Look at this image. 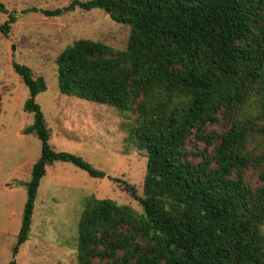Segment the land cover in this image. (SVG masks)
I'll list each match as a JSON object with an SVG mask.
<instances>
[{
    "label": "trees",
    "instance_id": "16d2710c",
    "mask_svg": "<svg viewBox=\"0 0 264 264\" xmlns=\"http://www.w3.org/2000/svg\"><path fill=\"white\" fill-rule=\"evenodd\" d=\"M74 7L100 8L129 33L123 49L87 38L63 47L54 58L57 88L131 115L126 139L145 152L141 195L123 182L139 211L85 199L76 264H264V151L254 145L264 134V0H71L42 11L56 16ZM0 12L7 13L0 24L6 34L14 16L1 3ZM11 68L28 90L22 109L32 121L23 132L39 140L14 255L28 237L46 165L104 173L49 147L34 101L44 81L24 64ZM191 139L202 148H186Z\"/></svg>",
    "mask_w": 264,
    "mask_h": 264
},
{
    "label": "rangeland",
    "instance_id": "374dc122",
    "mask_svg": "<svg viewBox=\"0 0 264 264\" xmlns=\"http://www.w3.org/2000/svg\"><path fill=\"white\" fill-rule=\"evenodd\" d=\"M71 0H0L14 16L6 34L0 32V264H76V228L86 198H109L139 211L137 200L123 182L141 195L145 152L126 139L124 115L113 107L60 93L54 58L78 38L100 41L123 49L129 33L100 8L74 7L59 15H46ZM7 13L0 12V24ZM28 66L32 76H41L45 88L34 101L39 105L48 130V145L54 151L73 153L103 177H91L69 162L53 161L45 166L36 189L27 239L12 255L25 201L24 183L39 155V140L23 129L32 115L23 111L28 90L13 72L11 62ZM218 126H209L219 131ZM264 151V134L257 136ZM191 139L186 148H202ZM256 153L257 150H254ZM198 158L195 157L194 160ZM249 182H259L257 170L246 171ZM264 234V226L262 228Z\"/></svg>",
    "mask_w": 264,
    "mask_h": 264
}]
</instances>
